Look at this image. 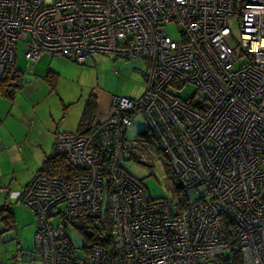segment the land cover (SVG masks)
<instances>
[{"label":"built area","instance_id":"1","mask_svg":"<svg viewBox=\"0 0 264 264\" xmlns=\"http://www.w3.org/2000/svg\"><path fill=\"white\" fill-rule=\"evenodd\" d=\"M20 37L31 60L86 62L98 51L146 59L140 94L111 93L88 131L56 132L52 152L76 171L38 170L19 193L36 217L40 264H196L236 251L243 264H264V0H0V78L18 73ZM186 80L197 89L183 97ZM135 110L183 198L151 196L124 165ZM97 217L108 220V240L72 254L68 221Z\"/></svg>","mask_w":264,"mask_h":264},{"label":"rangeland","instance_id":"2","mask_svg":"<svg viewBox=\"0 0 264 264\" xmlns=\"http://www.w3.org/2000/svg\"><path fill=\"white\" fill-rule=\"evenodd\" d=\"M228 22L232 28L233 39H238V15H230ZM166 27L170 34L178 35V28L174 22H167ZM27 44V38H18L15 46V65L20 72L19 75L11 78L12 83L15 82L14 85L5 84L6 87L14 88L12 90V97L14 98L12 113L16 114L24 107L27 110H33V106L30 105L31 98L24 95V90H32L39 95L45 93L49 84L64 95H76L79 97V101H82L87 94L90 97L97 89L111 93L138 95L145 87L146 59L143 57H124L113 52L98 51L94 52L86 62L75 60L71 54L61 56L47 55L48 53L40 55L37 60H31L25 56ZM239 47H236L237 52H239ZM33 62L34 68L31 69L30 65ZM24 85L25 87L21 90ZM196 89L197 84L195 82L186 80L178 92L186 97L188 93ZM134 114L133 121L126 126L131 154L125 159L124 165L148 189L151 196L167 197L173 202L183 198L186 195L185 191L180 189L157 138L146 127L142 113L135 110ZM0 131H3L2 126H0ZM139 131L144 132L140 133V139L136 141L135 138L139 135ZM33 169L35 170V165L32 164L30 155L15 156L13 161L10 160L0 166V185L3 184L7 187L8 183L12 181L14 186L20 188L30 177ZM8 201L15 213V224L11 229L0 231V264H40V257L38 255L33 257L31 254L36 228V217L32 208L14 196H9ZM63 204L64 202L60 203V205ZM107 204L108 194L105 192L103 216L106 215ZM60 218L61 215L56 213L51 219L56 222ZM2 221L0 226H2ZM92 222L99 224L100 218L97 217L91 221L87 218H76L75 221H68L66 228L70 243L75 249L72 250V254H86V246L91 243L88 236L91 228L88 224ZM19 243L24 248L22 257H18ZM196 264H216V262L205 258L200 259Z\"/></svg>","mask_w":264,"mask_h":264},{"label":"crops","instance_id":"3","mask_svg":"<svg viewBox=\"0 0 264 264\" xmlns=\"http://www.w3.org/2000/svg\"><path fill=\"white\" fill-rule=\"evenodd\" d=\"M30 68H34V62L31 63ZM24 87L25 85L21 90ZM40 94L38 95L32 90H24V95L31 98L30 105L33 106V110H27L24 107L15 114L11 112L14 105L13 94L10 97L9 94L0 92V126L3 128V131H0V166L10 160L13 161L15 156L25 157L30 155L32 164L35 165V170H37L45 156L51 153L56 132L58 130L80 131L81 129H89L97 117L108 112L111 92L97 89L93 93L97 109L95 110L94 119L86 126L80 124V117L89 94L85 95L82 101H79L80 99L76 95H64L50 84L45 93ZM35 170L31 171L30 177L20 188L14 186L12 181L8 183L7 187L3 184L0 185L2 196L0 204L2 203L5 206L0 209V220H3L0 231L11 229L15 224V213L9 206L8 197L19 198V193L24 189Z\"/></svg>","mask_w":264,"mask_h":264},{"label":"trees","instance_id":"4","mask_svg":"<svg viewBox=\"0 0 264 264\" xmlns=\"http://www.w3.org/2000/svg\"><path fill=\"white\" fill-rule=\"evenodd\" d=\"M66 55V54H65ZM63 56V55H61ZM15 68L18 69V73L14 74L9 71V69L5 70L0 78V92L4 94H13L12 90L14 88L12 87H6L5 84H13V81L11 78L15 75H19V68L15 65ZM96 99L94 95H91L88 100L85 103L84 109L82 111L81 117H80V124L82 126H86L92 120L94 119L95 110L97 109L96 105ZM92 127V126H91ZM90 127V128H91ZM89 128V129H90ZM89 129H81L80 131L86 132ZM144 131H139L140 133H143ZM168 164V163H167ZM169 165V164H168ZM170 166V165H169ZM65 157L64 154L59 153H53L51 150V153L47 154L42 162V164L37 168L38 170H45V171H51V172H57V171H65L66 173L70 174L71 172H74L76 170H73ZM34 172V173H35ZM4 206V204H0L1 207ZM5 207V206H4ZM91 219V218H89ZM91 221V220H90ZM88 226L91 228V231L88 232V236L90 238L91 243H105L108 240L109 237V228H108V220L106 218H100V223H90ZM89 245V244H88ZM88 245L86 247H88ZM209 259H212L216 262V264H243L241 253L236 252H224L221 254H217L214 256H211Z\"/></svg>","mask_w":264,"mask_h":264},{"label":"bare ground","instance_id":"5","mask_svg":"<svg viewBox=\"0 0 264 264\" xmlns=\"http://www.w3.org/2000/svg\"><path fill=\"white\" fill-rule=\"evenodd\" d=\"M79 132V131H78Z\"/></svg>","mask_w":264,"mask_h":264}]
</instances>
